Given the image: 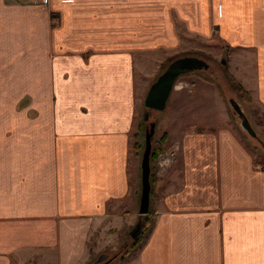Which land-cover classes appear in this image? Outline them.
<instances>
[{
    "label": "crops",
    "instance_id": "obj_1",
    "mask_svg": "<svg viewBox=\"0 0 264 264\" xmlns=\"http://www.w3.org/2000/svg\"><path fill=\"white\" fill-rule=\"evenodd\" d=\"M194 40L254 52L264 107V0H0V264H264V169L230 130L183 119L148 236L119 259L114 237L142 222L146 77Z\"/></svg>",
    "mask_w": 264,
    "mask_h": 264
},
{
    "label": "rangeland",
    "instance_id": "obj_2",
    "mask_svg": "<svg viewBox=\"0 0 264 264\" xmlns=\"http://www.w3.org/2000/svg\"><path fill=\"white\" fill-rule=\"evenodd\" d=\"M236 47L237 46H228L224 43H220L219 41L206 43L194 40L191 49L189 48L188 50L187 48L184 51H180L178 53L180 58L195 57L201 59L208 64L209 68L206 71H196L180 76L176 80L174 89L172 90L163 111L147 110L144 107V99L149 87L169 65V60L167 59L163 62L162 67L158 70L155 78L146 77V92L143 102L138 105V114L135 125V128L138 124L142 125L138 141L143 145V148L138 157L134 156L133 150L131 151L133 158L132 163L135 164L134 166L137 174V194L139 195L137 197L138 202L141 189L140 162L144 149L145 130L148 128L149 123L155 124V133L152 139V145H154V143L158 141L164 133H166L168 137V132L171 133L172 131L171 124L174 119H183L181 122H186L193 128V130L204 129L206 127L226 128L230 130L234 137L251 153L254 165L264 169V150L260 145V142L264 143V107L257 98L255 91H249V87L252 86V88H254L255 85L254 70L256 69V63L254 61V52ZM185 54L186 56H183ZM222 62H225V64ZM229 76L235 79L242 86V88L248 92L249 98L251 99L250 102L242 99V97L231 87ZM230 99L235 100L240 105L246 119L256 133L258 139L251 138L242 131L240 127V120L229 106L228 102ZM146 112L149 114V120L147 122L143 120L144 113ZM135 128L134 132L136 131ZM133 143L134 140L131 137V148ZM168 144L169 142L166 141L163 151L167 148ZM156 163L157 162L153 164L155 175ZM152 202L153 201L150 199V214L152 213ZM139 223L140 221L138 224ZM145 223L146 222L142 220L143 227L138 237L143 234V232L144 235L138 249L143 245L146 237L148 236L150 228L152 227L153 216L150 215L147 227ZM135 227L129 230H121L117 234V237H114V239L117 241L121 240V243L124 244L121 252L124 251L123 249H127L134 241L130 237V234ZM144 227L146 228L145 231ZM136 250L132 252L135 253ZM96 260L97 257H94L93 262L90 264H95Z\"/></svg>",
    "mask_w": 264,
    "mask_h": 264
},
{
    "label": "water",
    "instance_id": "obj_3",
    "mask_svg": "<svg viewBox=\"0 0 264 264\" xmlns=\"http://www.w3.org/2000/svg\"><path fill=\"white\" fill-rule=\"evenodd\" d=\"M225 64V62H222ZM208 64L195 57H182L172 61L163 73L156 79V81L149 87L145 99L144 107L149 111H163L166 107V103L170 97L176 80L185 74L208 70ZM230 108L236 113L237 118L240 120V127L249 137L258 139L256 133L252 129L248 120L246 119L240 105L233 99L229 100ZM143 120L147 122L149 120L148 112L144 113ZM155 133V124L149 123L148 128L145 130L144 149L140 162L141 172V189L138 205V213L141 217L148 215L150 207V155L152 150V139ZM262 149L264 150V143L260 142ZM143 227L142 222L136 225L135 229L131 232L130 237L136 240ZM107 255H99L95 264H105Z\"/></svg>",
    "mask_w": 264,
    "mask_h": 264
},
{
    "label": "trees",
    "instance_id": "obj_4",
    "mask_svg": "<svg viewBox=\"0 0 264 264\" xmlns=\"http://www.w3.org/2000/svg\"><path fill=\"white\" fill-rule=\"evenodd\" d=\"M180 55L176 56V57H171L169 58L168 60V63L170 64L172 61L180 58L179 57ZM183 56H186L183 55ZM163 69H164V65H163ZM166 69V68H165ZM229 81H230V84H231V87L242 97V99H245L247 100L248 102L251 101V99L249 98V95H248V92L246 90H244L242 88V86L235 80L233 79L232 77L229 76ZM135 132L133 133V140H134V143L132 145V150H133V154L135 157H138L139 156V153L141 152L142 148H143V145L141 143H139L138 139L140 138V134H141V130H142V125H137V127L135 128ZM167 141V134L164 133L160 139H158V141H156L154 143V145H152V150H151V155H150V170H151V173H150V184H151V191H150V199L151 201L154 200V197H153V193H154V190H153V186L155 184V181H156V175L154 173V168H153V164L155 162H157V159L159 158V156L162 154L163 152V147L165 145V142ZM139 195L137 194V197ZM151 211V210H150ZM150 211L148 213V215L144 216V217H141V219L143 221H145L146 223V227L148 225V222H149V217H150ZM146 230V228L144 227V231ZM143 235H144V232L143 234H141L136 240H134L131 245L127 248V249H123L124 251L121 252L120 254V260H123L125 259L127 256H129L131 254L132 251H135L136 249H138V246L140 245L141 243V239L143 238Z\"/></svg>",
    "mask_w": 264,
    "mask_h": 264
},
{
    "label": "built area",
    "instance_id": "obj_5",
    "mask_svg": "<svg viewBox=\"0 0 264 264\" xmlns=\"http://www.w3.org/2000/svg\"><path fill=\"white\" fill-rule=\"evenodd\" d=\"M40 2H42V3H46V2H47V0H40Z\"/></svg>",
    "mask_w": 264,
    "mask_h": 264
},
{
    "label": "flooded vegetation",
    "instance_id": "obj_6",
    "mask_svg": "<svg viewBox=\"0 0 264 264\" xmlns=\"http://www.w3.org/2000/svg\"><path fill=\"white\" fill-rule=\"evenodd\" d=\"M110 258L108 257L106 260H105V262L107 261V260H109Z\"/></svg>",
    "mask_w": 264,
    "mask_h": 264
}]
</instances>
